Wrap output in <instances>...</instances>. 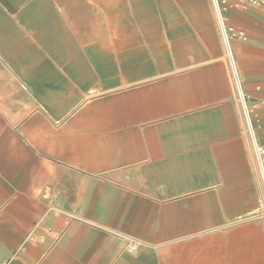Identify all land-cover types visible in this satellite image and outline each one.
I'll return each mask as SVG.
<instances>
[{
  "label": "crops",
  "instance_id": "0c3cea01",
  "mask_svg": "<svg viewBox=\"0 0 264 264\" xmlns=\"http://www.w3.org/2000/svg\"><path fill=\"white\" fill-rule=\"evenodd\" d=\"M80 1L87 6L90 0ZM138 1L142 25L124 0L118 6L151 45L157 68L131 74L134 81L220 57L208 0ZM57 2L0 0V56L7 70L18 77L25 70L15 50L31 21L36 47L47 55L36 75L50 98L49 121H13L0 109V264H131L121 253L132 252V242L140 246L134 257L139 264H187L192 242L222 232L226 248L233 244L239 252L229 264H264V223L249 218L262 189L250 142L251 151L245 138L232 137L239 126L234 114L226 127L231 136L206 150L173 132L185 123L160 120L176 108L183 113L195 107L181 103L177 93L150 91L135 110L127 97L133 93L125 92L114 106L86 104L90 89H113L119 79L114 64L102 58L61 62L46 51V43L51 52L63 48L64 19L59 17V37L54 30ZM62 11L69 16L67 7ZM228 15L250 32V39L232 44L238 69L264 68V62L246 59L249 46L258 47L256 34H264V10L235 8ZM169 42L192 56L178 58L180 48L174 54ZM59 79L68 82L65 92L43 83ZM212 208L225 215L201 217Z\"/></svg>",
  "mask_w": 264,
  "mask_h": 264
},
{
  "label": "rangeland",
  "instance_id": "374dc122",
  "mask_svg": "<svg viewBox=\"0 0 264 264\" xmlns=\"http://www.w3.org/2000/svg\"><path fill=\"white\" fill-rule=\"evenodd\" d=\"M208 1L212 9L215 29L221 41V55L216 60L188 67L181 73L150 76L140 81L133 80L131 75L133 73L156 69L157 60L152 54L151 45L145 43L142 36L136 33L134 21L129 23L124 18L123 10L118 6V0H90L87 1V6H84L80 0H58L56 6L57 22L54 25L55 27H52H54L56 37H59V25L61 22L59 17L64 19L65 28L61 35L63 48L58 51L53 50L52 53L46 43V51L51 55H55L61 62H64L65 59L74 62L75 60H87L89 57H99L114 64L112 67L115 69L119 79L116 83L117 85L113 89L101 90L99 87L90 89L92 92L88 94L89 98L86 100V104L92 101H99L100 105L114 106L120 100L118 99V93L125 92L126 95L133 93L131 98L129 95L127 96L130 100V105L129 103L126 104L132 105L135 110L138 105L139 107L144 105L146 93L163 89L168 92V95L169 93H177L179 101L181 103L184 102L185 106H188L190 101L196 104L195 107H192L193 110L178 113L176 108L174 113H170L160 119L185 123L183 131L174 130L173 132L179 135L183 133L180 136L184 137V139L190 142L195 140L194 142L197 146H199V143L201 148L208 150L214 140H223L226 136H231L230 132L227 134L226 127L230 120L229 115L234 114L239 126L231 132L232 137L245 138L251 151L236 87L225 56L219 21L212 0ZM139 3L138 0H124L126 8L131 11L139 25H142L144 23L140 16L143 14L139 11L141 9L144 10V6H142L143 3ZM64 7L68 8L69 16L63 13L62 8ZM254 8L264 10V4L259 7L249 6L246 9ZM71 13L72 16L70 15ZM229 21L232 23L240 22L234 17L232 19L229 17ZM25 24L27 25L26 31L28 33L21 35L23 38L20 40V48L15 50L22 55L23 60L21 63L25 66V70L20 77L13 75L12 72L7 70L6 64H4L0 56V109L13 121H49L50 98L42 90V83L38 81L36 75V68L43 66L42 59L47 55L42 49L36 47L35 40L39 35L31 32V29H33L31 21ZM244 27L247 31V27ZM46 31H48V28ZM82 32H84V35H82ZM256 37L257 42L255 45L258 47L252 48L249 46L246 59L258 64L264 62V34L259 32ZM245 39H250L249 31L246 33ZM245 39H233L231 41L232 50L234 42L245 41ZM168 45L171 52H175L174 54H176L174 49L180 48L176 54L178 58L180 56H187L188 58L192 56L191 52L188 51L187 53L184 47L182 49V45H178L177 42H169ZM233 53L235 56L234 50ZM130 59H135L137 64L126 65ZM214 64H216L217 68L213 70L212 65ZM260 67L254 68L255 72L253 71V73L247 67H242L243 70L239 68V71L242 77L244 76L243 89L247 105L249 108L252 106L249 110L253 118L254 130L258 138L264 142V68L261 69ZM49 73L51 72L49 71ZM224 73L228 82L227 86L223 81L224 77H222ZM205 79L207 81H204ZM43 83L52 85L54 89L62 90L63 92L68 86V82L63 79L55 82L43 81ZM193 95L196 96V101H194ZM116 99L118 102H116ZM165 101L166 99H164ZM165 105H167L166 102ZM51 121H55V119L51 118ZM258 205L259 201L257 200L255 206H253L257 209V212ZM224 215V210L219 208L203 210L201 213V217L215 218L218 216L223 217ZM249 218L262 220L256 215ZM231 220H235V218ZM216 221L219 220L217 219ZM223 222L225 221L218 223L222 224ZM132 244L134 243H130V245ZM231 246L229 244L228 248H226L223 232L217 236L201 235L200 238L189 245L186 253V263L223 264L227 262L229 264V258L239 253ZM137 248L140 249V246L138 245ZM138 252L139 250L122 252L121 256L132 259L131 264H139L138 260L134 258L137 257Z\"/></svg>",
  "mask_w": 264,
  "mask_h": 264
},
{
  "label": "built area",
  "instance_id": "2783aa9c",
  "mask_svg": "<svg viewBox=\"0 0 264 264\" xmlns=\"http://www.w3.org/2000/svg\"><path fill=\"white\" fill-rule=\"evenodd\" d=\"M219 25L223 36L225 56L228 61L231 77L236 87L237 98L240 103L242 116L245 123L246 133L254 156L255 166L262 189V197L259 201L256 216L264 223V144L260 142L253 125L251 111L247 105L246 95L243 89V77L236 65L235 56L231 48L233 39L243 40L246 32L229 21L228 11L231 9H246L247 7H259L264 4V0H212ZM134 249L135 245L131 246Z\"/></svg>",
  "mask_w": 264,
  "mask_h": 264
},
{
  "label": "bare ground",
  "instance_id": "6f19581e",
  "mask_svg": "<svg viewBox=\"0 0 264 264\" xmlns=\"http://www.w3.org/2000/svg\"><path fill=\"white\" fill-rule=\"evenodd\" d=\"M132 245H135L134 249H132V247H131ZM132 245H130L131 250H132V251H136L138 244H137V243H134V244H132Z\"/></svg>",
  "mask_w": 264,
  "mask_h": 264
}]
</instances>
